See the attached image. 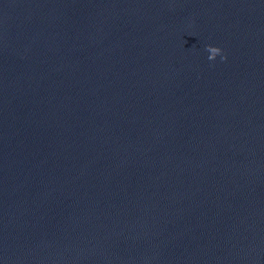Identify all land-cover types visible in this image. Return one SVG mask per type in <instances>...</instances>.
Returning a JSON list of instances; mask_svg holds the SVG:
<instances>
[{
  "label": "water",
  "instance_id": "water-1",
  "mask_svg": "<svg viewBox=\"0 0 264 264\" xmlns=\"http://www.w3.org/2000/svg\"><path fill=\"white\" fill-rule=\"evenodd\" d=\"M0 264H264V0H0Z\"/></svg>",
  "mask_w": 264,
  "mask_h": 264
},
{
  "label": "clouds",
  "instance_id": "clouds-1",
  "mask_svg": "<svg viewBox=\"0 0 264 264\" xmlns=\"http://www.w3.org/2000/svg\"><path fill=\"white\" fill-rule=\"evenodd\" d=\"M206 51L209 53L208 60L210 61L214 60L217 55L221 56V60L226 59V57L222 55L221 49L218 47L206 46Z\"/></svg>",
  "mask_w": 264,
  "mask_h": 264
}]
</instances>
